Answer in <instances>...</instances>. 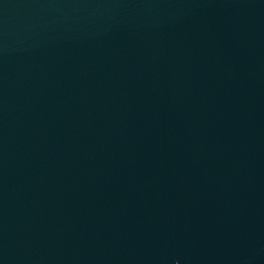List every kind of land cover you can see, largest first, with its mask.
<instances>
[{"label": "water", "instance_id": "1", "mask_svg": "<svg viewBox=\"0 0 264 264\" xmlns=\"http://www.w3.org/2000/svg\"><path fill=\"white\" fill-rule=\"evenodd\" d=\"M0 264H264V0H0Z\"/></svg>", "mask_w": 264, "mask_h": 264}]
</instances>
